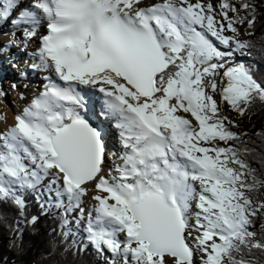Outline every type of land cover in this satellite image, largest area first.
I'll use <instances>...</instances> for the list:
<instances>
[{
  "label": "snow or ice",
  "instance_id": "1",
  "mask_svg": "<svg viewBox=\"0 0 264 264\" xmlns=\"http://www.w3.org/2000/svg\"><path fill=\"white\" fill-rule=\"evenodd\" d=\"M141 3L34 0L21 9L20 0H0V21L15 13L12 24L26 26L25 42L46 22L38 54L62 82L47 84L0 131V202L22 215L19 190L37 191L39 198L47 179L50 199L42 208L60 211L62 227L74 224L84 234L73 241L76 251L91 246L105 264H168L166 257L195 264L196 252L200 264H261L255 253L264 255V238L251 228L264 201L254 203L249 193L264 181L229 143L240 134L214 98L240 115L264 102V84L251 69L229 63L233 45L249 46L224 34L237 32L228 12L238 10L224 0L217 21L213 5L202 0ZM254 22L255 16L247 21ZM14 46L9 40L0 51ZM80 86L103 94L93 115L115 122L122 148L115 176L104 174L105 129L81 114L88 101ZM90 184L96 203L86 216L81 202ZM189 229L198 233L191 244Z\"/></svg>",
  "mask_w": 264,
  "mask_h": 264
},
{
  "label": "trees",
  "instance_id": "2",
  "mask_svg": "<svg viewBox=\"0 0 264 264\" xmlns=\"http://www.w3.org/2000/svg\"><path fill=\"white\" fill-rule=\"evenodd\" d=\"M228 2L238 10L228 12L229 17L236 19L234 27L237 33L242 24L239 22L240 18L245 23L255 16L254 23L258 25L243 41L249 46L241 50L238 56L244 59V65L251 69L257 81L264 84V0ZM244 3L252 7L244 9L241 7ZM218 105L220 107L219 102ZM220 109L227 116L221 107ZM234 113L237 120L230 121L229 126L233 132L240 134V140L229 143L241 150L240 158L255 170L256 179L264 181V102L257 100L243 115ZM220 143L225 146L224 142ZM244 149L248 151L244 152ZM19 193L26 201L22 215L10 203L0 202V264H105L91 246L83 251H76L72 246L73 241L80 242L84 234L72 224L62 227L60 211L42 208L41 205L46 204V200L38 198L37 191L20 189ZM249 195L254 203L264 201V186ZM33 217H36L35 223H31ZM69 230L71 234L65 237L63 233ZM251 230L257 233V238H264V213H258L253 219ZM255 255L264 264V255L258 251Z\"/></svg>",
  "mask_w": 264,
  "mask_h": 264
},
{
  "label": "bare ground",
  "instance_id": "3",
  "mask_svg": "<svg viewBox=\"0 0 264 264\" xmlns=\"http://www.w3.org/2000/svg\"><path fill=\"white\" fill-rule=\"evenodd\" d=\"M27 2H28V0H24V3H23V0H20V8L23 9V8H25V6L27 7L28 5H25ZM148 2H150V3H148V4H146L147 2L141 3V6H149L153 3L160 2V0H151ZM32 3H34V2H31L30 4H32ZM29 10H31V9H29ZM213 14L215 15V18L218 16L217 13H213ZM11 17L14 20L16 18V14L14 13L12 16L9 17V19L3 20L0 22V36L4 37V39H2V41H4V44H6L9 41L6 37H11L13 35V32H14V34H16L19 32L21 27H26V26H20L19 28H17L15 25L12 24V21L10 20ZM44 23L45 22H42L41 26L39 27L36 37L32 38V40L35 42H36V40L39 41V44L35 47L36 48L35 51H34V49L32 50L31 47L27 48V50H28L27 53H29V55H32L33 57H35L31 60L30 65H27V67L28 68L32 67V65L35 63L37 65H39L40 76L44 77L45 81L49 84L50 82L57 80L56 74L52 69L45 68L41 64L40 57L38 54V50L41 46L40 36L46 34ZM1 34H3V35H1ZM214 42L217 43L216 41H214ZM218 46L221 48V50H226L223 47V45L222 46L218 45ZM2 47H3V44H2ZM2 47H0V48H2ZM20 48L23 49V47H20ZM4 50L8 52V55L6 54L7 58H4L5 53L0 51V79L2 81L7 80V82L13 81V83H11L12 85L15 83L16 84L20 83V85H22V83L25 82L27 84L26 89H27V91H29L28 92L29 97H25V98L20 97L16 106L19 107V105H21L22 109L16 108V110H14V112H13V111H10L8 107L7 108L3 107L2 97L0 96V105L2 106V108L0 107V115L6 116V120H0V129H2V131L7 130V128L9 126H11L12 124L15 123L14 116L16 114L20 113L23 110V108L26 107L32 101L33 98L40 95L45 90V86H46V84L42 83L41 81H39V82L35 81L37 78L36 77L34 78V76L31 75L32 71H29L27 69L22 70L23 69L22 68L21 70L23 71V74L20 76L17 74V72H15L16 71L15 69H17L19 67V65H21L20 60L24 59V58H22L23 55H25L24 51L21 50V51L17 52V51H15V49H13V47H9V48H6ZM31 51H34V53H31ZM2 58L4 60H2ZM11 62H18L19 64L18 65L16 64L17 68H15L16 66L11 67L10 66ZM11 69H12V71H11ZM17 70H20V69H17ZM21 70H20V72H22ZM81 88L88 94L90 102H91L90 109L87 112H82L81 114L86 115V117H87L89 115H93V113H95V112H99L101 110V100L100 99L103 98V94L100 93L97 89L90 87V86H81ZM23 92H25V91H23ZM16 97H17V95H16ZM178 114L186 116V118L189 119V117H188L189 113H183L182 111H180ZM191 121L193 124H197V122H195L194 120H191ZM90 122H93L94 125L98 124L99 126H101L105 129V135L107 137L106 152L108 151L107 152L108 154L106 156V160H105V164H104V174L106 176L112 175L114 170L112 171L111 169H108L110 167L109 162L110 163L112 162L115 165L117 162H120V161L118 160V158L115 159V157H114L115 154L113 153V151L111 152V150H115V148H119L122 151L121 144L120 143L118 144L117 142H115V140L112 139L113 137H115L116 134H118V130L114 126L115 123L112 124L107 119H97L94 115H93L92 121H90ZM116 141H117V139H116ZM119 141H120V138H119ZM115 175H117V173L113 174V176H115ZM88 187H89V192L85 197H86V199H88L90 201V203H96L92 198L96 194L94 186L90 184ZM101 194L103 195V193H101ZM192 212H195V211H192ZM194 259H195V256H194Z\"/></svg>",
  "mask_w": 264,
  "mask_h": 264
},
{
  "label": "rangeland",
  "instance_id": "4",
  "mask_svg": "<svg viewBox=\"0 0 264 264\" xmlns=\"http://www.w3.org/2000/svg\"><path fill=\"white\" fill-rule=\"evenodd\" d=\"M148 1H151V0H142V3H145L147 2L146 4L150 3ZM31 2H34L33 0H28V2L25 4V5H30ZM192 3H196L197 0H191ZM202 2L204 4H207V3H211L213 5V9H214V12L213 13H217V17H216V20L217 21H222V15H221V1L220 0H202ZM23 3H24V0H23ZM26 7V6H25ZM11 21L13 20L12 17L10 19ZM1 22V21H0ZM226 25V21H223ZM46 23V22H45ZM258 25V23H253L251 26H249V24L247 22L245 23H242L240 26H239V32L238 33H232L230 30H226L225 31V35H235L236 38L240 41H243L245 40L252 32L253 30L255 29V27ZM12 26V25H11ZM24 28L25 27H21L19 32L12 35L11 37H6L8 40H13L16 42V46L13 47V49H15V51L19 52V51H24V54L22 58H24L23 60H20L21 62V65H19V67L17 68V65L19 64L18 62H11L10 63V66H16L15 68L17 69H22V70H29V71H32L31 72V75L34 76V78L36 77L37 79L35 81H41L42 83L46 84L47 85V82L45 81V78L40 76V69H39V65L37 68H33V67H27V65H30V62L33 58L32 55H29L28 50L27 48L28 47H31V49L35 51V47L39 44V41L36 40L33 41L32 38L27 40L26 42L24 41V38L22 36V32L24 31ZM3 35V34H1ZM15 36V37H14ZM21 36V37H20ZM36 37V36H35ZM2 39H4L3 36H0V47H2V44L4 45V41H2ZM15 39V40H14ZM17 40V41H16ZM217 42V41H216ZM6 43V42H5ZM218 43V42H217ZM222 46V45H221ZM20 47H23V49H21ZM225 48V46H223ZM226 49V48H225ZM233 49H234V56L232 58V60L229 61L230 64L232 63H241V60H242V57H239L238 53L241 52V50H235L234 48V45H233ZM227 50V49H226ZM34 51H31V53H34ZM1 52H4L5 53V57L4 58H7L6 57V54L8 55V52L5 51L4 49L1 51ZM36 53V52H35ZM2 60H4L2 58ZM234 61V62H233ZM17 64V65H16ZM33 65H37L36 63L33 64ZM20 70H16L15 72H17V74L20 76L23 74V71L20 72ZM12 71V69H11ZM57 80H58V77H57ZM13 83V81H9L7 82V80H1L0 79V96L2 97V102H3V107L4 108H9L10 111H13L17 109H22L21 108V105L16 106V104L18 103V100L21 98H25V97H29L28 95V92L27 89H26V86L27 84L24 82L22 83V85L19 84H13L15 85V87H13V85L11 84ZM219 83V81H218ZM22 90V91H21ZM25 91V92H23ZM17 95V97H16ZM28 95V96H27ZM214 98L217 99V101L219 102L220 104V107L223 109V111L225 112V114L229 117V121H236L237 120V116L236 114L234 113V111L227 105L225 104L221 99H220V96L219 95H216L214 94ZM101 102H102V99H100ZM16 102V103H15ZM0 107L2 108V106L0 105ZM15 114V113H14ZM187 115V114H186ZM189 119L190 120H194V117L191 116V114L189 113L188 115ZM112 124H114L115 122L114 121H110ZM0 131H2V129H0ZM113 140H115V142H117L118 144L120 143L119 141V135L116 134L115 137L112 138ZM117 139V141H116ZM108 152V151H107ZM108 154V153H107ZM108 162V161H107ZM110 164V167L108 169H111L113 171V163L109 162ZM111 171V172H112ZM116 172L113 171L112 175L115 174ZM50 179V177H49ZM48 183V180L45 179L44 181H42V183L39 185V188L40 189H44V193L43 195L44 196H47V189L45 188V186H43L44 184L47 185ZM48 197V196H47ZM95 205V203H90V201L88 199H86V197H83L82 199V202H81V207L84 209V213L85 215L87 216V214L89 213V211L92 210L93 206ZM78 211V210H77ZM191 211H196V208H195V202H193L192 204V208H191ZM77 213H73V216H75ZM94 214V213H93ZM81 228L83 227V225L80 226ZM189 231L191 232V235L187 236V239H188V242L191 244L193 242V238L198 235V233L194 230V229H189ZM82 232V231H81ZM123 238V237H121ZM166 260H168V264H171L170 262V259L166 257ZM195 264H200V253L197 252L195 253Z\"/></svg>",
  "mask_w": 264,
  "mask_h": 264
}]
</instances>
